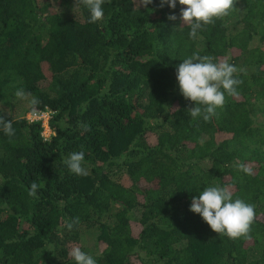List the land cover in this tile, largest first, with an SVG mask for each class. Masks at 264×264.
<instances>
[{"label": "trees", "instance_id": "1", "mask_svg": "<svg viewBox=\"0 0 264 264\" xmlns=\"http://www.w3.org/2000/svg\"><path fill=\"white\" fill-rule=\"evenodd\" d=\"M142 3L104 0L89 23L81 0H0V115L15 129L0 131V264H74L87 233L98 264H264V0H234L195 39L183 6ZM193 53L242 70L208 122L188 115L176 81ZM20 88L52 112L49 139L12 114ZM81 150L88 176L65 164ZM208 185L254 205L247 235L189 211Z\"/></svg>", "mask_w": 264, "mask_h": 264}, {"label": "clouds", "instance_id": "2", "mask_svg": "<svg viewBox=\"0 0 264 264\" xmlns=\"http://www.w3.org/2000/svg\"><path fill=\"white\" fill-rule=\"evenodd\" d=\"M81 2L89 12V23H97L104 18V0H81ZM151 3L153 0H143L141 5L146 7ZM178 4L183 6L179 13L180 19L190 27L189 38L195 39L205 26L227 16L233 9L234 0H160L161 7L167 6L171 10H175ZM168 19L176 21L177 16L173 14ZM238 71L242 70L237 69L234 64L227 61L218 62L212 56H202L199 53H193L183 59L176 67V81L181 95L194 103L188 115L194 120L210 121L216 115L217 109L225 104L226 94L232 97L239 95V86L243 81L237 78ZM15 96L26 100L31 93L20 88L16 90ZM28 102L33 110L40 103L35 97ZM0 131L9 138L15 136L13 122L2 115H0ZM65 164L70 173L76 176L89 175L85 153L82 150L70 153ZM244 171L248 170L244 169ZM39 187L40 185L33 182L28 195L35 197ZM189 211L197 214L214 233L229 238L247 235L256 215L254 205L244 199L233 198L230 190L221 185H208L198 191V195L191 199ZM74 223H78V220L68 223L67 228L71 230ZM69 255L74 264H98L93 255L80 247H74Z\"/></svg>", "mask_w": 264, "mask_h": 264}, {"label": "rangeland", "instance_id": "3", "mask_svg": "<svg viewBox=\"0 0 264 264\" xmlns=\"http://www.w3.org/2000/svg\"><path fill=\"white\" fill-rule=\"evenodd\" d=\"M55 11H56L55 9H49V13H55ZM263 49H264V47H263ZM17 101H18L17 104H15L16 101H14L12 103V104H15L14 107H13V109H14L13 112L10 110L9 105L8 106H6V105L2 106V109H3L4 113L5 114H10L12 112V114H14V116H16V117L20 116V117H25L26 118V116L29 113L27 111V109L29 107V102H28L29 100L28 99H26V100L18 99ZM45 129L46 130H42L41 133L43 134L44 137H48V132H49L50 129H47V128H45ZM218 138L222 139V138H224V136H221V137H218ZM121 182H123L124 184L127 183V181H126V179L124 177H121ZM138 230H139V227L133 224L132 232L134 234H136L138 232ZM80 248L83 251H85V252H87L89 254L93 253V251H94V240L92 238L91 233H87V234H85L83 236L82 245H80Z\"/></svg>", "mask_w": 264, "mask_h": 264}, {"label": "built area", "instance_id": "4", "mask_svg": "<svg viewBox=\"0 0 264 264\" xmlns=\"http://www.w3.org/2000/svg\"><path fill=\"white\" fill-rule=\"evenodd\" d=\"M51 116H52V112H50L47 109L44 111L32 110L26 116V120L29 123L40 122L42 130H46L45 128L49 129L48 125H49V120ZM51 133L52 132L49 130L48 137H44L42 133H41V136L44 138V140H47L51 136Z\"/></svg>", "mask_w": 264, "mask_h": 264}]
</instances>
